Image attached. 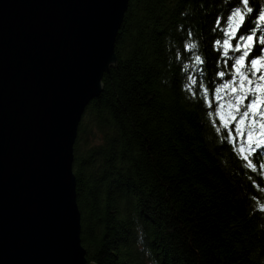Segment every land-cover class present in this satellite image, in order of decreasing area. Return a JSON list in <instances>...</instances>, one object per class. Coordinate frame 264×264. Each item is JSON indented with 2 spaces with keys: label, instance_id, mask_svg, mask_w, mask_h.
Returning <instances> with one entry per match:
<instances>
[{
  "label": "trees",
  "instance_id": "1",
  "mask_svg": "<svg viewBox=\"0 0 264 264\" xmlns=\"http://www.w3.org/2000/svg\"><path fill=\"white\" fill-rule=\"evenodd\" d=\"M249 6L258 15L264 0ZM237 7L239 36L257 23L239 0H129L73 147L88 261L264 264V148L247 151L214 93L233 72Z\"/></svg>",
  "mask_w": 264,
  "mask_h": 264
},
{
  "label": "water",
  "instance_id": "2",
  "mask_svg": "<svg viewBox=\"0 0 264 264\" xmlns=\"http://www.w3.org/2000/svg\"><path fill=\"white\" fill-rule=\"evenodd\" d=\"M129 0H0V264H95L73 147Z\"/></svg>",
  "mask_w": 264,
  "mask_h": 264
},
{
  "label": "snow or ice",
  "instance_id": "3",
  "mask_svg": "<svg viewBox=\"0 0 264 264\" xmlns=\"http://www.w3.org/2000/svg\"><path fill=\"white\" fill-rule=\"evenodd\" d=\"M239 3L243 4L248 14L256 15V27L264 23V11H259L258 15L254 13L249 6L250 0H239ZM233 18H238L239 21L237 29L231 32V36L236 37L237 31L244 25L246 19L245 13L240 7H237L231 13L228 20L231 21ZM256 27L247 30V34H240L234 48H232L234 52L238 53L231 65L232 74L239 83V88L233 89L235 111H239L243 107L244 111L240 116L241 125L247 124L249 120H251L252 125L247 133L242 131V127L239 125L236 128L238 136L247 137L249 145L247 151H252L254 148H264V35L258 37ZM216 43H219V41ZM224 44L231 47L228 39L224 40ZM225 55H227V52H225ZM199 59L198 57L197 60ZM218 75L223 76L224 73L221 72ZM245 99L248 100L247 104H244ZM257 123H259V128L256 127ZM254 137H256L255 140ZM230 138L235 139L234 137ZM240 151L245 152L246 150L242 147ZM242 158L247 161V154ZM261 167H264V165H261ZM261 210H264V208Z\"/></svg>",
  "mask_w": 264,
  "mask_h": 264
},
{
  "label": "rangeland",
  "instance_id": "4",
  "mask_svg": "<svg viewBox=\"0 0 264 264\" xmlns=\"http://www.w3.org/2000/svg\"><path fill=\"white\" fill-rule=\"evenodd\" d=\"M239 21L238 18H233L231 21H229V28L227 30V39L229 40V45H225L226 49H223L224 51L230 50L231 54H233L232 48H234L235 43L238 39V36L232 37L231 32L233 30L237 29ZM233 38L231 41L230 39ZM229 48V49H228ZM238 55V53H237ZM259 75V73H257ZM255 79V77H253ZM223 84L219 86L216 90H214L215 93V99L217 101L216 105L218 107L219 114L223 120H226L227 123H232L234 127H237L238 125L244 129V131L247 133L249 130V127H251V120L247 122V124L241 125L240 116L241 113L244 111V108L241 107L239 111H235L234 101H235V94L233 89L239 88V83L237 82V78L233 76H226L223 80ZM227 85V87H225ZM248 100H244V104H247ZM235 117V119H233ZM257 128H259V123L256 125ZM258 136V133H257ZM256 139V137H254Z\"/></svg>",
  "mask_w": 264,
  "mask_h": 264
},
{
  "label": "bare ground",
  "instance_id": "5",
  "mask_svg": "<svg viewBox=\"0 0 264 264\" xmlns=\"http://www.w3.org/2000/svg\"><path fill=\"white\" fill-rule=\"evenodd\" d=\"M77 200V199H76Z\"/></svg>",
  "mask_w": 264,
  "mask_h": 264
}]
</instances>
